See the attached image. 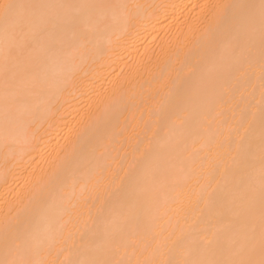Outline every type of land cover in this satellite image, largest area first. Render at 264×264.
<instances>
[{
	"label": "bare ground",
	"instance_id": "1",
	"mask_svg": "<svg viewBox=\"0 0 264 264\" xmlns=\"http://www.w3.org/2000/svg\"><path fill=\"white\" fill-rule=\"evenodd\" d=\"M0 260L232 264L264 243L259 0H11ZM39 6V7H27Z\"/></svg>",
	"mask_w": 264,
	"mask_h": 264
},
{
	"label": "snow or ice",
	"instance_id": "2",
	"mask_svg": "<svg viewBox=\"0 0 264 264\" xmlns=\"http://www.w3.org/2000/svg\"><path fill=\"white\" fill-rule=\"evenodd\" d=\"M26 7L25 5H20L16 3H12L11 0H0V18H3L5 22H9L13 19L14 14L19 10ZM27 7H39V6H27ZM224 8L232 7V8H240V9H248L253 10L259 9V16H257L249 11V13L245 16H241L235 19V23L237 25H241L246 27L250 31H254L257 23L259 24L260 37H261V46L264 48V0H259V4H241V5H232V6H222ZM0 264H26L24 261L17 260H0ZM232 264H264V243L261 245V251L259 255V259H256L250 256L247 259H242L239 261H234Z\"/></svg>",
	"mask_w": 264,
	"mask_h": 264
}]
</instances>
